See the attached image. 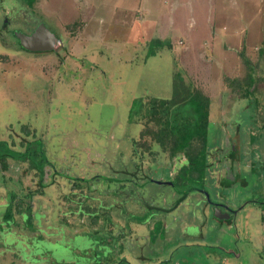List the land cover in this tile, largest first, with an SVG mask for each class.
Wrapping results in <instances>:
<instances>
[{"label":"rangeland","instance_id":"rangeland-1","mask_svg":"<svg viewBox=\"0 0 264 264\" xmlns=\"http://www.w3.org/2000/svg\"><path fill=\"white\" fill-rule=\"evenodd\" d=\"M27 1L0 0V139H13L15 148H22V139L41 138L42 152L57 171L69 178L91 177L77 182L91 205L90 216L102 218L112 206L107 211L112 221L89 228L88 234L80 228L74 233L75 223L88 224L69 213L78 199L71 190L74 180L46 166L42 181L50 184L38 196L36 174L10 158L6 169L0 164V264H263L247 243L264 244V208L252 203L264 200V43H256L264 39L260 6L248 12L242 0H34L30 6ZM40 23L60 45L21 50L15 30L30 32ZM248 31L253 44L247 50L239 41L246 42ZM158 38L163 46L155 48ZM232 40L239 45L230 49ZM239 53L254 76L246 94L256 97L249 106L255 124L239 100L248 72ZM173 74L210 99L206 149L211 163L204 191L223 208L236 209L230 224L216 222L203 206L205 195L195 190L170 214L152 211L150 216L146 205L167 206L176 193L166 183L147 180L141 189L135 186L148 176L164 178L166 169L176 171L185 162L182 155L170 158L150 136H139L146 126L154 130L153 124L127 116L135 97H170ZM22 124L32 135L25 136ZM249 126L260 150L254 155L249 146L255 162L251 172L244 150L239 155L244 163L226 156L237 151ZM216 146L221 159L214 156ZM102 175L120 179L119 184ZM28 192L33 193L30 224L22 214L10 223L1 221L10 195L22 201ZM119 213L125 221L156 216L164 235L150 245L144 238L151 222L128 225Z\"/></svg>","mask_w":264,"mask_h":264},{"label":"trees","instance_id":"trees-1","mask_svg":"<svg viewBox=\"0 0 264 264\" xmlns=\"http://www.w3.org/2000/svg\"><path fill=\"white\" fill-rule=\"evenodd\" d=\"M32 2L34 0H29L28 6ZM153 43L155 48L163 46L162 40L159 39L154 40ZM19 48L25 49L21 45ZM149 53L150 48L147 50L146 57ZM241 59L248 70L243 81L246 90L253 84L254 76L249 73V69H251L249 61L243 55H241ZM176 75L172 76L170 97H147L146 100L140 96L135 97L131 99L127 114L129 121L142 120L145 124L150 123L155 126L154 130L146 126L141 130L140 135L150 136L159 148L168 151L170 157L176 155L184 157V164L179 167L171 180L172 187L179 197L169 208L162 209L163 211L173 209L189 192L202 188V179L207 169L205 150L210 99L198 87L185 84L183 79ZM21 130L27 137L32 135L24 124L21 125ZM193 141L198 143L196 148H193ZM13 145L14 143L11 144L6 139H0L1 166L4 169L8 167V158L26 161L28 169L33 170L37 177L35 184H37L38 190L35 194L41 195L42 188L50 183L42 181L44 167L50 162L42 152L41 140L34 136L29 140L22 139L20 141L22 150L14 148ZM32 195L31 192L25 194L28 198L26 202L19 200L13 203L11 201L4 211L3 219L9 222L14 219V213H23L27 217L25 222L30 224L32 205L29 199ZM11 196L13 199L16 198V194H11ZM255 201L259 205L263 203L259 200ZM149 209L148 207L146 211ZM96 216L98 215L93 214V218ZM156 227L158 228V225Z\"/></svg>","mask_w":264,"mask_h":264},{"label":"flooded vegetation","instance_id":"flooded-vegetation-1","mask_svg":"<svg viewBox=\"0 0 264 264\" xmlns=\"http://www.w3.org/2000/svg\"><path fill=\"white\" fill-rule=\"evenodd\" d=\"M29 32H25V34H28ZM21 49V48H20ZM21 50H23V51H26V49H21ZM26 52H29V51H26ZM248 89L249 88H247L242 94H243V96L239 99L243 104L242 105H244L245 104V106H246V108L248 109V107L251 105V103L253 102V101H255L254 99H253V97H252V94L251 93H247L246 94V92L248 91ZM245 95V96H244ZM253 99V100H252ZM222 101H223V98L221 99ZM227 100H228V98H227ZM230 100V99H229ZM251 100H252V102H251ZM255 107H256V105H252V109L253 110H255ZM226 115V112L225 113H221L220 114V119H223L222 117L223 116H225ZM248 119L249 120H251L252 121V123L251 124H255L256 123V121H257V119L254 117H252V115H251V112H250V107H249V114H248ZM134 122H138V120L137 121H134ZM220 123H222V121H220ZM208 124H209V122H208ZM208 127V126H207ZM260 130H262V131H264V129H260ZM141 132V131H140ZM140 132H138V134H139V136L141 137V136H143V135H140ZM256 137H258L256 134H255V132L252 130V127H250L249 126V128L246 130V132H245V137L243 136L242 137V139L243 140H240V141H238V143H237V147H238V144H239V147H238V149H237V151H235V152H231V153H227L226 154V156L227 157H232V155H233V157H232V160H234V159H236V160H238V161H240V162H242L241 161V157L239 156V155H242V150H244V153L243 154H246V155H244L247 159H248V166L246 165V171L247 170H249V172H251L255 167V162H253V160L251 159V153L253 152L254 153V155H256V154H259L260 153V150H259V148L256 146L255 147V140H256ZM37 138H39V137H37ZM40 140H41V138H39ZM6 140H8V139H6ZM9 141V140H8ZM135 140L134 139H132L131 140V142H134ZM11 144L12 143H14V140L12 139L11 141H9ZM206 142H207V134H206ZM41 143H42V145H43V142H42V140H41ZM19 145H20V143H19ZM241 145H244L245 146V148H242L241 149ZM21 146V145H20ZM158 146V145H157ZM249 146L251 147V149L250 150H252V152H250V150L248 151V149H249ZM13 147L15 148V144L13 145ZM159 147V146H158ZM206 148H207V145H206ZM254 148V149H253ZM16 149H19V150H22L23 149V147L22 148H16ZM162 149V148H161ZM163 150V149H162ZM166 151V150H165ZM206 151V159H207V169H206V171H205V176H204V178L202 179L203 181H202V188H200V189H196L195 191H197L200 195H205V200H202V203L204 204L203 206H205L206 208H208L207 210H209V213L211 214V217L216 221V222H218V221H220L221 222V219H224V220H227L226 222H228V224H230L231 222H232V220H233V217H234V215L237 213L236 212V209H233L232 207H228V205H225L224 207L225 208H223V204L224 203H215V202H213L212 200H210L209 199V197H208V195L205 193V191H204V184H205V181L206 180H204V179H206V173H207V170H208V168H209V166H210V163H211V161H210V159H209V154H211V151L208 153V151H207V149L205 150ZM213 151H216L217 153L216 154H218V155H216L215 153H214V156H215V158H219V159H221L222 157H221V154H220V152H219V147L218 146H216V147H214V149H213ZM212 151V152H213ZM167 153H168V151H167ZM44 154V153H43ZM169 155V154H168ZM223 155H225V154H223ZM263 155H264V152H263ZM170 157V156H169ZM175 157V156H174ZM170 158H173V157H170ZM215 158H214V160H215ZM8 159H10V158H8ZM8 159H7V163H8ZM15 160V159H14ZM15 161H17V160H15ZM49 162H50V164L49 165H46V166H48L49 168H50V171L53 173V174H55V175H57V176H59V177H64V178H69V176H67V175H65V174H63V173H60L59 171H57L55 168H54V166L52 165V163H51V161L50 160H48ZM19 162H22V163H25V165H26V168H28V163L26 162V161H19ZM242 163H244V162H242ZM264 163V162H263ZM1 164V163H0ZM45 166V167H46ZM181 166V165H180ZM179 166V167H180ZM45 167H44V170H45ZM172 167L173 166H171V169H166V172H165V175H166V177H164V178H161L160 179V177L159 176H156V178H154V180H152L151 179V177L150 176H148V177H145L144 178V181L143 182H141L142 180H138L139 181V183L137 182L136 184H135V186H138L139 185V188L141 189L142 188V185H144L145 183H147V180L148 181H150V182H153V183H156V184H161V183H166V184H169V186H171V190H172V193L173 194H175V190H174V188L172 187V179L174 178V176H175V174H176V172L178 171V169H179V167L176 169V171H173L172 170ZM249 169H248V168ZM264 167V166H263ZM263 167H260V168H263ZM33 171V170H32ZM120 172H122V170L120 171ZM120 172H118V173H120ZM172 172H174L173 173V176L171 177V173ZM33 173L35 174V172L33 171ZM123 173V172H122ZM225 174H224V176H228V174L226 173V172H224ZM45 174V173H44ZM115 173H113V175H114ZM138 174H139V178H140V176L142 175V174H140L139 173V171H138ZM44 176V175H43ZM143 176H145V175H142L141 176V179L143 178ZM100 177V176H99ZM169 177V178H168ZM229 179L230 178H233V176L230 174L229 176ZM91 177H89V178H81L80 176H72L71 178H69V180L70 181H73L74 180V182H72V193H74V194H76V195H78V199H77V201L75 202V205H76V207H75V209H73V211L72 212H69V213H71V214H74L73 216L75 217V216H77V220H79V218L81 219V220H83V221H88V224H82V223H80V222H77V223H79V225H76V223L73 225V226H75L74 228L76 229V230H74L73 232L74 233H77V231H79L80 229H85L86 231V234H88L89 233V231H91V230H89V228H92V229H94V230H96V229H99V228H101L102 227V224H105V225H103V227H105L106 225H107V221H112L111 220V217H110V214H108L109 212H107L108 210H111L112 209V206H110V207H106V209L104 210V212H103V216H102V218H96V219H94V220H89L88 219V217H92L93 218V215H91L90 216V212H87L88 210H90L91 209V205L89 206L88 204L86 205V197H83V196H87L86 194H81L80 192H81V190H82V187H80V185L77 183L78 181L79 182H82V183H85V182H87V180L88 179H90ZM95 178V177H94ZM101 178H104L105 180H106V182H110V183H118L119 184V182H118V180H120V179H117V180H115L116 178L115 177H109V176H107V175H102L101 176ZM103 179V180H104ZM36 180H37V177H36ZM35 180V181H36ZM122 180H126V179H122ZM122 180H121V182H122ZM226 182H228V181H226ZM48 183V182H47ZM133 183H134V180H133ZM50 184V183H49ZM37 185V184H36ZM48 185V184H47ZM47 185H45L44 187H46ZM118 186H120V185H118ZM86 188V187H85ZM37 189H38V187H37ZM43 189V188H42ZM87 189V188H86ZM88 190V189H87ZM120 190V188L118 187V191ZM29 193V192H28ZM32 193V192H31ZM72 193H70V194H72ZM190 193V192H189ZM189 193L180 201V202H178V204H176V206L173 208V209H175L176 207H178L181 203H182V201H184L185 199H186V197H188V195H189ZM26 194V193H25ZM25 194H23L21 197H24L23 198V202H26L27 200H28V198L25 196ZM36 195H38V194H36ZM41 195H43V192H42V194ZM11 196V195H10ZM38 196H40V195H38ZM175 199L176 198H178L179 196L177 195V194H175ZM18 197V196H17ZM32 198V197H31ZM31 198L29 199V202H30V204L32 205V201H31ZM11 201L13 202V203H15V202H17L18 200H16L17 198H14L13 199V197L11 196ZM251 201V200H250ZM249 201V202H250ZM260 202H263V203H261V205H263L262 207H260V205L259 204H257V202L255 201V200H252V203H254V204H257V206L259 207V208H261V209H263L264 208V200L262 199V200H259ZM174 201H172L171 202V204H169V205H167V206H163V205H161V206H157V207H152V206H150L149 204L148 205H146V207L148 208H150L149 210H147L148 212H149V214L148 215H150V216H152L151 215V212L153 211H157L159 214L158 215H160V216H162V215H165V214H167V213H169L170 214V212L173 210V209H170V210H162V209H166V208H169L171 205H172V203H173ZM10 203V202H9ZM8 203V204H9ZM83 203H85V204H83ZM84 207H83V206ZM8 206V205H7ZM6 206V207H7ZM202 206V207H203ZM201 207V208H202ZM204 207V208H205ZM6 209V208H5ZM32 209V208H31ZM31 209H30V213H31ZM79 209H80V211H79ZM81 209H85V211L89 214L87 217H84V216H86V215H84V216H82V211H81ZM103 210V209H102ZM82 213V214H81ZM4 214V213H3ZM15 214H22V217H23V213H14V216H15ZM106 215L108 216V217H106ZM117 215V217H118V219H122V221L124 222V223H126V224H130L131 222L132 223H135L136 225H139V227H141V226H143L144 224H147V223H149V222H151V226H150V229L146 232V235H145V238H144V240H147L149 243H151L150 245H152L155 241H152L153 239H157L158 237L157 236H159V237H161L162 235H164V224H163V222L160 220V219H157L158 217H149L150 219H147V222L146 221H143V219H139V218H137V219H134L135 221H125L124 220V215L122 214V213H119V214H116ZM154 216V215H153ZM31 217H32V213H31ZM2 220H4L3 219V216H2V219H1V221ZM15 220V217H14V219L13 220H11V221H9L8 223H10V222H13ZM82 221V222H83ZM219 222V223H220ZM8 223H6L5 222V224L8 226L9 224ZM64 224H65V222H63ZM127 225V226H128ZM158 225V228L156 227ZM1 226V225H0ZM65 226H66V224H65ZM72 226V227H73ZM93 226H97V227H93ZM102 227V228H103ZM80 228V229H79ZM157 229V230H156ZM60 230L61 231H63L61 228H60ZM82 233H84L83 231H81ZM94 232H96V231H94ZM139 233V232H138ZM139 234H142V233H139ZM52 237H54V236H52ZM34 238L35 239H40L41 237L39 236V235H35L34 236ZM140 238H142L141 236H140ZM139 238V239H140ZM42 239V238H41ZM143 240V241H144ZM151 241V242H150ZM250 243L251 244V247H250V250H252V251H254V250H256V253H255V255L257 254V256L258 257H260L261 259H262V261H263V264H264V244H262V245H258L257 244V242H254V240H247V243Z\"/></svg>","mask_w":264,"mask_h":264},{"label":"water","instance_id":"water-1","mask_svg":"<svg viewBox=\"0 0 264 264\" xmlns=\"http://www.w3.org/2000/svg\"><path fill=\"white\" fill-rule=\"evenodd\" d=\"M14 34L19 38L20 45L29 52H37L49 48L55 49L60 45L58 40L41 23L28 34L23 33V30L20 29L15 30Z\"/></svg>","mask_w":264,"mask_h":264},{"label":"crops","instance_id":"crops-1","mask_svg":"<svg viewBox=\"0 0 264 264\" xmlns=\"http://www.w3.org/2000/svg\"><path fill=\"white\" fill-rule=\"evenodd\" d=\"M241 6L242 7H244V9H245V11H248V12H254V10H256V9H258L259 8V6H260V8H261V12H263L264 11V0H260V1H256V2H251V0H242V2H241ZM259 11V12H260ZM220 12H221V9H220ZM251 21H252V19H250L249 20V22H250V24H251ZM249 22H248V24H249ZM264 30V28H262V27H259V31L260 30ZM240 31H242V28H241V30ZM250 31V30H249ZM249 31H248V37H247V40H246V42L245 41H243V40H240L239 42L241 43V44H244V47L248 50V48H249V46L251 45V44H253L252 42H251V36L253 35V32H252V34H251V32H250V35H249ZM236 33H238L236 30H234L233 31V34H236ZM260 34L261 35H263V33H261L260 32ZM234 36V35H233ZM159 40H162V38H158ZM232 43H227L228 44V46H230V49L232 48V46H234L235 44H238L239 45V43H236L235 41H231ZM256 43H258L260 46H262L263 45V43H264V39H262L261 41H257ZM226 44V45H227ZM240 44V45H241ZM238 47V46H237ZM250 49V48H249ZM239 55H240V57H241V55H242V53H239ZM146 57V56H145ZM245 57V56H244ZM253 99L255 100L256 99V97L255 96H253ZM254 105H256V104H254Z\"/></svg>","mask_w":264,"mask_h":264}]
</instances>
